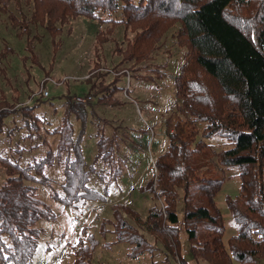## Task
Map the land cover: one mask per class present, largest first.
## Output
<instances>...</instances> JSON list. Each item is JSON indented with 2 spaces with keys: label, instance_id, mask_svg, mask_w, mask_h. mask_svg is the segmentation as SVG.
<instances>
[{
  "label": "trees",
  "instance_id": "obj_1",
  "mask_svg": "<svg viewBox=\"0 0 264 264\" xmlns=\"http://www.w3.org/2000/svg\"><path fill=\"white\" fill-rule=\"evenodd\" d=\"M2 15L16 35L25 37V50L34 61L39 59L35 43L42 37L34 29L40 27L49 35L55 51L70 20L78 16L97 20L101 27L85 78L86 95L104 104L116 101L117 81L124 72L150 78L139 71L147 69L165 33L174 28V43L184 49L182 62L172 74L179 103L163 121L165 150L154 157V172L139 188L153 203L145 218L130 205L113 203L112 218L103 219L99 231L106 233L109 224L114 235L109 244L126 243V255L132 259L163 252L166 260L174 257L179 264L264 260V0H0V19ZM118 27H122L120 42L115 38ZM70 31L68 26L66 32ZM106 43L114 44L112 53L119 57L112 69L121 76L115 74L111 82L105 81L109 71L99 60ZM160 67L151 70L164 75ZM71 97L63 102L60 123L45 130L46 135L58 136L54 151L20 165L0 149V174L1 170L4 174L0 264H28L42 232L38 222L55 217L34 185L48 182L47 167L55 162L62 166L61 191L53 197L71 209L85 200L105 202L107 190L89 185L92 174L110 182L122 172L116 158L117 136L104 131L95 134L92 162L85 161L83 137L92 112L89 104L94 101L77 103ZM12 98L8 101L0 88V134L6 118L20 113L28 129L26 137L38 135L40 119L32 115L37 104L24 105L18 96ZM73 120H80L77 132ZM212 136L225 138L232 146L216 151L204 141ZM21 151L16 148L14 153ZM98 161L104 167L97 169ZM233 166L238 169V193L226 195L225 203L237 228L224 243V219L215 202L224 178L215 173ZM180 192L181 219L177 215ZM85 231V227L80 230ZM97 245L91 233L87 242L79 238L70 264H92Z\"/></svg>",
  "mask_w": 264,
  "mask_h": 264
},
{
  "label": "rangeland",
  "instance_id": "obj_2",
  "mask_svg": "<svg viewBox=\"0 0 264 264\" xmlns=\"http://www.w3.org/2000/svg\"><path fill=\"white\" fill-rule=\"evenodd\" d=\"M68 26L71 31L66 32ZM101 27L100 23L85 16H78L70 20L69 25L63 27L59 35L60 47L53 50V43L49 35L42 29H34L42 35L41 40L35 43V54L39 59L34 61L25 50V37L16 35V30L7 23L6 15L0 19V88L8 101L18 96L21 104L36 105L32 115L39 117V133L33 132L27 138L28 129L22 115L13 114L5 120V129L0 134V149L8 154L9 158L18 160L25 165L33 159H38L47 150H55L57 135H46L45 130L60 123L63 113L64 100L72 96H84L88 91L85 78L91 68L96 34ZM174 28L167 31L160 44L148 62L147 69L139 71L148 74L149 79L130 75L124 72L115 91V102L98 103L96 98L89 104L92 112L87 116L86 129L83 137L82 151L87 163H91L96 152L95 134L104 131L107 136L116 135L118 148L116 158L121 162L122 172L116 180L110 182L99 181L92 174L89 185L103 192L107 190L105 202L100 200H85L75 207L67 208L53 197L60 193L63 182L62 166L55 162L45 169L48 182L44 185L34 183L38 196L53 211L55 217L50 220H40L38 226L42 228L36 249L28 264H70L74 258V247L81 238L87 242V234L91 233L97 239L98 245L94 248L92 264H179L176 258L166 260L163 252L144 254L138 258L127 257L126 243H111L114 235L109 231H99L103 219H111V205L125 203L135 209L142 218H145L148 208L153 203L149 194L142 193L143 186L154 172L152 159L165 150L167 139L164 134L163 121L171 114L179 103L175 94V82L172 74L178 70L182 62L184 49L174 43L171 34ZM116 41L122 39V27L115 33ZM113 43H106L100 53V66L109 71L105 81L111 82L117 73L112 69L119 61V57L112 53ZM161 66L164 71L159 74L151 69ZM138 73V74H139ZM117 75L116 77H120ZM43 85L48 96L42 97L40 89ZM21 104L16 105L19 106ZM76 132L80 120L74 121ZM100 129V130H99ZM45 138V141H44ZM204 141L214 150L232 146L225 138L212 136ZM16 148H22L17 155ZM214 161V159H213ZM104 167L101 161L96 168ZM236 167L216 169L215 175L223 177L224 182L215 196L225 224L223 242L226 243L230 235L236 232L237 225L230 216L225 203L226 195L235 196L238 193L239 179ZM4 178L0 174V183ZM264 185V166H263ZM182 193L177 201V215L182 218ZM69 211L85 212L76 225L69 219ZM125 216V213H123ZM85 227L84 233L80 232ZM87 233V234H86ZM183 236V235H182ZM148 241L154 244V240ZM257 264H264L260 260Z\"/></svg>",
  "mask_w": 264,
  "mask_h": 264
},
{
  "label": "built area",
  "instance_id": "obj_3",
  "mask_svg": "<svg viewBox=\"0 0 264 264\" xmlns=\"http://www.w3.org/2000/svg\"><path fill=\"white\" fill-rule=\"evenodd\" d=\"M40 92L42 97L48 96V92L44 89L43 85H41ZM72 100L77 103H89L93 101V97L91 95L74 96ZM152 162L154 164V159H152ZM84 215L85 212L69 211L68 213L69 219L74 222L77 226L80 225V221Z\"/></svg>",
  "mask_w": 264,
  "mask_h": 264
}]
</instances>
